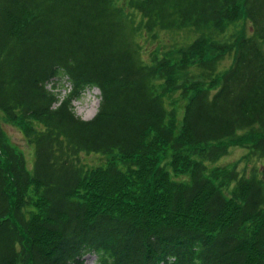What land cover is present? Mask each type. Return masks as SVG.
I'll return each instance as SVG.
<instances>
[{
  "label": "trees",
  "instance_id": "trees-1",
  "mask_svg": "<svg viewBox=\"0 0 264 264\" xmlns=\"http://www.w3.org/2000/svg\"><path fill=\"white\" fill-rule=\"evenodd\" d=\"M241 16L252 33L218 39ZM185 28L199 38L181 61L144 59L140 34ZM63 77L64 96L49 87ZM93 87L87 119L73 102ZM180 87L181 124L165 98ZM1 113L31 135L33 169ZM228 141L264 156V0H0V264H85L90 251L100 264H264V172L209 169ZM167 147L189 180L156 165Z\"/></svg>",
  "mask_w": 264,
  "mask_h": 264
},
{
  "label": "rangeland",
  "instance_id": "rangeland-1",
  "mask_svg": "<svg viewBox=\"0 0 264 264\" xmlns=\"http://www.w3.org/2000/svg\"><path fill=\"white\" fill-rule=\"evenodd\" d=\"M119 4L127 7L128 0H116ZM252 33L250 21L245 17L235 18V21L229 23L225 33L218 39L231 42L242 34L249 35ZM199 33L194 32L191 28L185 29H157L154 32L142 33L139 35V42L142 45L143 57L146 61H150L154 54L159 57H167L172 63L179 62L183 59L185 50H187L198 38ZM210 42V41H208ZM208 49L212 52L211 42L208 44ZM209 52V51H207ZM183 56V57H182ZM234 52L228 54L220 67V74L233 62ZM163 85V82L160 83ZM50 88H54L60 95L64 96L71 90V83L67 77L56 78L50 84ZM182 88H175L168 91L165 95L166 104L169 109L177 108V121L182 122L183 113L187 104L186 97L182 96ZM100 90L97 87L87 88L79 99H76L73 104L77 114L92 118L99 107ZM98 103V104H97ZM1 125L4 131L5 138L15 147L17 151L25 155L28 167L33 169L35 160V146L31 141V135L26 131L22 123L18 120H10L5 114L1 113ZM36 122V120L34 121ZM226 144L229 147V153L214 163H209V169L218 167L221 169H236L240 175L250 176L255 175L261 177L264 172V156H255L250 153V148L247 145H242L233 141H228ZM197 149L191 151L190 156L193 160L201 159ZM109 158H118L122 161L120 152L113 155L100 153H81L80 161L86 165H102ZM156 165L160 166L169 174V178L177 180H189L190 171L187 163H182V169H177L174 164L173 150L170 147L166 148L165 153L158 156ZM123 166V167H122ZM122 168L126 166L121 165ZM233 184L223 186V191L227 196L230 195ZM91 260V256H86Z\"/></svg>",
  "mask_w": 264,
  "mask_h": 264
},
{
  "label": "bare ground",
  "instance_id": "bare-ground-1",
  "mask_svg": "<svg viewBox=\"0 0 264 264\" xmlns=\"http://www.w3.org/2000/svg\"><path fill=\"white\" fill-rule=\"evenodd\" d=\"M98 104V103H97Z\"/></svg>",
  "mask_w": 264,
  "mask_h": 264
}]
</instances>
